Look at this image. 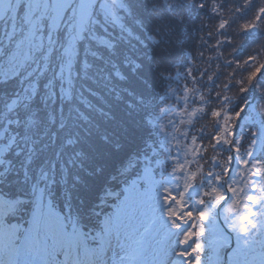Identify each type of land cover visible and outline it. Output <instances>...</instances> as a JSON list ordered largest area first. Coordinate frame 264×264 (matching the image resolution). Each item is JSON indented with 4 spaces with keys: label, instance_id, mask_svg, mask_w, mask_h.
Listing matches in <instances>:
<instances>
[{
    "label": "trees",
    "instance_id": "trees-1",
    "mask_svg": "<svg viewBox=\"0 0 264 264\" xmlns=\"http://www.w3.org/2000/svg\"><path fill=\"white\" fill-rule=\"evenodd\" d=\"M20 1L16 12L11 10L0 19V129L7 125L9 133L6 134V138L10 133L20 132L21 134L7 155L0 156V159L4 160V164L0 165V172L6 173L0 176V193L11 196L17 193L32 194L33 191H39L48 201L50 209L65 217L66 229L76 223L92 234L103 231L106 218L114 205L123 198V184L129 183L142 173L145 158L152 160L150 166L154 169L155 166L160 165L169 167L173 151L170 145L173 128L170 126L172 119H176L177 112L180 113L184 105L182 99L184 81L188 79L190 82V78L186 77L184 72L191 62L185 49L191 52L193 57L198 52H204L206 56H214L215 54L209 51H215V49L209 48L208 45L214 44L215 37H206L204 33L207 31V24H218L219 17L211 13L208 7H198L199 0H182L181 11L185 19L182 22L178 21L174 14L169 17L168 23H161L154 19L153 4L157 0H127V3L131 5V14L125 11L121 15L125 17L126 26L133 28L135 34L139 36V39H136L135 36L129 37L121 32L110 19H105L103 9L100 7L104 0H97L90 20L100 34L107 35L117 45L123 44L129 48L134 46L139 59L144 62L139 76H133L127 83L113 88V85L108 82V74L96 72L95 65L87 72L82 66H78L77 69L68 67L69 60L75 61L77 58L72 38L76 34L73 26L77 21L75 8L79 0H72L66 9L62 18L63 23L59 24V33L52 30L50 26L49 17L55 16L52 9L36 13V15L45 14V19L42 21L44 25L42 48L33 50L30 46L31 52L27 55L25 44L21 42L28 34L30 24L26 13L27 2ZM223 6L228 11L229 19L232 20L233 31L229 34L235 37V45L226 44L222 51H226L227 56V52L235 47L236 51L233 55L237 59L246 58L264 44V19L260 21L256 29L249 30L247 33H240L239 25L244 22H253L258 10L264 7V0H247V3L246 0H224ZM150 34H158L161 39L159 54L155 60L149 58L152 55L150 49L153 48L151 41L147 38ZM177 39L184 40V49L179 48ZM88 44L89 40L86 39L80 45L79 58L81 62L87 59L92 63L91 53L97 49L94 46L89 48ZM49 50H51L50 55ZM161 56H163L162 59ZM177 68L180 72L178 76H175ZM233 70L234 68L225 69L227 72ZM165 71L173 73L171 80L163 75ZM69 75L75 79L76 83L73 95L80 96L82 93L83 97H87L94 105L91 109L77 105L89 116V120L81 121L78 113L69 112L68 106L65 105L62 118L68 122L73 136H67L64 131L55 126L49 130L45 125L43 129L45 134L36 137L38 143L35 144L34 151L30 152L33 141L22 139L23 127H18L15 123L7 124V121L16 119L14 113L8 112L7 106L13 100H21V107L16 111L23 125L25 116L28 114L22 106L23 103H27V100L23 99L26 95L24 90L26 86L37 85L40 96L31 104L29 111L39 109L40 115L45 116L54 107L56 114L59 115V108L66 99L59 91L60 80H66ZM223 77L224 71L221 70L212 82L203 83L202 88L213 87L214 84L220 83ZM257 79L264 81V72L259 74ZM46 84L49 87L45 88ZM125 87L134 92V95L130 96L122 91ZM89 89L92 92H98L99 96L93 97ZM201 91L205 90L201 89ZM214 91L215 89L209 93L207 111L199 114L198 123L191 129L193 134L200 135V138L204 140L210 139L211 133L206 131L199 134L196 129L207 125L208 131L212 130L213 118L210 112L218 100ZM117 92L122 99H116ZM255 94V88L250 87L248 95ZM27 96L30 97L31 92H28ZM138 96L143 97V102L137 100ZM129 101L134 106H130ZM189 103L191 107H207L200 105L195 98H192ZM148 118L153 121L152 124L148 122ZM182 119L186 125L187 119ZM180 121L181 119L178 128L181 131L186 130ZM160 124L166 125L167 132L159 127ZM69 138L77 139L78 143L73 146L67 145L66 140ZM0 143H6V141H0ZM222 147L226 149L225 153L220 149L214 153L210 152V155L220 158L221 162L228 154L226 146ZM17 151L19 155L16 154ZM29 156H31V163L28 162ZM132 160L140 162V166L129 168V162ZM207 162L206 159L202 163L207 164ZM208 170L205 168V171ZM213 179H209L205 172L192 180L204 185L203 192L198 195L199 204L208 205L220 198L206 195L210 190L209 185L218 181V186L224 187L229 181L226 177L224 181L217 179L212 181ZM112 188L120 189L119 198H103V194ZM29 204L28 202L17 204L13 211L6 214L7 222H23L28 213ZM241 206L243 203H240L239 207ZM223 211L226 218H230L233 213L228 205ZM203 225L202 240L207 246L198 254L204 256L205 264H209L213 252L212 245L216 247V253L221 258L229 248L236 246V242L233 246L230 241H219L216 244L210 239L213 234L210 224ZM252 225L256 229V224ZM254 228L253 231H255ZM232 236L235 239L234 230ZM257 237L262 240L260 244L263 245L262 230L257 231ZM234 253L230 251L227 253V264L233 263ZM251 255L259 263V255L252 253Z\"/></svg>",
    "mask_w": 264,
    "mask_h": 264
},
{
    "label": "snow or ice",
    "instance_id": "snow-or-ice-1",
    "mask_svg": "<svg viewBox=\"0 0 264 264\" xmlns=\"http://www.w3.org/2000/svg\"><path fill=\"white\" fill-rule=\"evenodd\" d=\"M12 2L13 0H0V16L6 11H11L10 6ZM16 2L19 3V0H16ZM181 2L182 0H162L161 3V0H157L153 4L154 19L157 22L168 23L169 17L175 14V18L182 22L185 17L181 11ZM223 5L224 0H199L198 7H208L211 13L219 17L218 24H207V31L204 33L206 37H215L214 44L208 45L209 48L215 49V51H209L215 55L206 56L204 52H198L193 57L192 53L185 49V53L191 62L184 72L186 77L190 78V82L188 79L184 81L182 96L184 105L180 115L182 118L187 119V124L185 125L184 120L181 119L180 123L186 129L181 131L180 128L175 127V122H173L172 139L180 143L179 140H176L175 133H179L183 137L185 162L180 167L188 168L189 179L195 180L201 174L207 172L208 176H215L217 180L224 181L225 177L231 174V183L226 184V191L231 192L246 208H251L252 205H264V81L257 79L258 75L264 72V44L255 49L253 54H249L243 59H237L233 55L236 51L235 47L230 52H227L226 56V51H222V49L224 50V45L226 44L235 45V37L229 34L233 31L232 20L229 19L228 11ZM101 7L103 8L105 19H110L113 25H117L120 31L126 33L129 37L135 36L136 39H139L134 29L126 26L125 17L121 15L125 11L131 14V5L127 3V0H110V2L109 0H105ZM44 19L45 14L41 13L29 21V40L38 49L42 48L41 41L44 28L42 21ZM262 19H264V7L258 10L253 22H244L242 25H239V32L247 33L249 30L256 29ZM49 20L52 30L59 33V24L63 23V20L58 15L49 17ZM73 28L76 34L72 40L76 47L77 58L75 61L69 60V69H77L78 66H82L87 72V70L92 69L95 65L96 72L108 74V82L113 85V88L122 83H127L133 76L141 74L144 62L139 59L134 46L133 48H129L127 45H117L107 35H101L87 16H82ZM49 38L51 39V34H49ZM147 38L153 45V48L150 49L152 55L149 58L155 60L159 54L158 49L161 45V39L158 34H150ZM86 39L89 40V48L94 46L97 49V51L91 53L93 58L92 63L87 59L81 62L79 58L80 45ZM176 43L179 48H185L183 39H177ZM202 43L206 42L202 41ZM50 54L51 50H49ZM228 57L231 58L229 59ZM162 58L163 56H161ZM233 68L234 70L231 72L225 71V69ZM197 69H199L198 72ZM221 70L224 71V77L220 83L214 84L213 87L202 88L203 83L212 82ZM179 72L180 70L177 68L174 75L178 76ZM163 75L167 76L169 80L173 78V73L165 71ZM44 87L47 88L49 85L46 84ZM250 87L255 88V95H248ZM75 88V79L71 75L66 80H60L59 91L66 99L59 108V115L56 114V110L53 107L45 116H41L39 109H31L29 111L31 104L40 96L38 86H26L24 90L26 95L23 99L27 100V103H23L22 106L28 114L25 116L23 125H21L19 113L16 111L21 107V100H13L7 106L8 112L14 113L16 116L15 120H9L7 124L15 123L18 127H23L24 135L22 139L33 141L29 149L30 152L34 151L35 144L38 143L36 137L45 134L43 131L45 125L48 126L49 130L55 126L64 131L67 136H73L68 122L62 118L65 105L68 106L69 112H77L81 121L89 120V116L84 111H81L77 105H83L87 109H91L94 105L87 97H83L82 93L80 96L73 95ZM201 89L205 91H201ZM213 89H215L214 95L218 100L210 112V116L213 118L212 130L208 131L207 125L196 129V132L199 134L206 131L211 133V138L204 140L200 138V135L193 134L191 129L194 124L198 123L197 118L199 114L207 111L209 93H212ZM233 89H235V92H233ZM169 90L175 91L174 89ZM89 91L93 97L99 96L98 92H92L91 89ZM122 91L127 92L130 96L134 95V92L127 87L123 88ZM28 92H31L30 97L27 96ZM228 93L232 94L229 95ZM192 98L198 99L200 105H206L207 107H191L189 101ZM116 99H122L119 92L116 93ZM137 100L143 102V97L138 96ZM129 105L134 106L131 101H129ZM105 115L110 114L105 113ZM148 122L150 124L153 123L150 118H148ZM159 127L167 132L165 124H160ZM7 133H9V128L6 125L0 129V141H6V143H0V156H6L8 151L17 143V138L21 135L20 132H15L10 133L6 138ZM104 139L106 140L107 137L105 136ZM66 143L69 146H73L78 143V140L69 138L66 140ZM222 146H226L228 152L223 162L217 156L210 155V152L214 153L218 149L225 153L226 149ZM16 154L19 155V151ZM77 154L82 155L83 153ZM206 159L208 161L207 164H203L202 162ZM28 162L31 163V156H29ZM233 162L240 166L237 168L235 175H232ZM151 163L152 160L149 158H145L143 161L144 170L147 175H151L153 171L150 167ZM3 164L4 160L0 159V165ZM139 166L140 162L136 160L130 161L128 165L129 168ZM205 168L209 170L205 171ZM4 175L6 173L0 172V176ZM209 189L206 195L219 196L225 201L231 198L224 194L225 190L222 191L215 184L209 185ZM13 206L9 202V210ZM4 208V203L0 202V238L4 235L2 224L5 214ZM201 215L205 214L202 213ZM242 218L246 222L250 220L249 215H244Z\"/></svg>",
    "mask_w": 264,
    "mask_h": 264
},
{
    "label": "rangeland",
    "instance_id": "rangeland-1",
    "mask_svg": "<svg viewBox=\"0 0 264 264\" xmlns=\"http://www.w3.org/2000/svg\"><path fill=\"white\" fill-rule=\"evenodd\" d=\"M26 2V13L30 21L39 11L44 12L50 9L54 11L55 16L58 15L62 19L72 0H26ZM96 2L97 0H79L75 8L76 23L82 16L91 17ZM104 2L105 0L101 2V5ZM18 4L16 0H13L10 6L13 12L17 11ZM6 13L7 11L0 16V19ZM21 43L25 44L26 55L31 52L30 46L33 50L38 49L34 43L30 42L28 34ZM180 119L182 117L177 112L176 119H172L170 127L173 128V122L175 127H179ZM175 135L180 143L171 138L170 145L173 151L169 167L160 165L155 166L154 169L150 166L153 170L151 175H147L143 170L140 176L133 179L129 185L128 193L132 195L131 198L125 197L119 202L106 220L104 231L93 235V238L97 240L98 248L104 253L101 264H205L204 256H200L197 251L207 246L202 241L201 233L204 229L203 224L208 223L211 228L216 229L214 235L210 236L212 241L216 244L219 241H228L229 234L221 232L215 214L217 203L220 204L219 202L223 199L220 197L208 205H201L199 196L189 194L193 181L189 179L188 168L180 167L185 162L183 138H180L179 133ZM235 174L236 172L233 175ZM213 178L212 181H215V176ZM213 184L218 186V181ZM200 186L202 193L204 185L200 183ZM219 187L222 191L225 190V195L228 193L232 195L231 192L226 191V188ZM226 203L233 213L230 218L227 217L228 219L223 209L221 214L231 229L237 233L235 252L241 253L252 263L253 256L245 252L255 249L253 254H258L259 262L264 264V243L262 250H260L262 245L259 237L257 245L253 246L250 243V237L252 235L256 237L257 231L262 230L264 233V206L255 205L246 208L243 204L239 207L240 202L235 196L231 200H226ZM202 213L205 215H201ZM244 215H249L250 220L246 222L242 218ZM252 223L256 224V229L258 227V230L255 229L253 233ZM2 224L4 235L0 238V264H74L71 259L60 260L57 256L59 241L61 243L65 234L62 223L47 221L41 216L36 217L33 221L34 228L27 232L23 246L18 239L21 224H9L4 216ZM37 225L42 226L40 241L34 240L40 235L36 230ZM74 228V225L70 227L73 230ZM74 238L78 241L73 239V246L76 244L77 247L79 243H83L78 235ZM246 245L249 246V250L245 249ZM211 248H213L214 257L210 264H216V261L218 264H225L223 257L219 258L216 254V247L212 245ZM79 263L76 260V264Z\"/></svg>",
    "mask_w": 264,
    "mask_h": 264
}]
</instances>
